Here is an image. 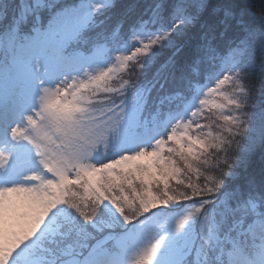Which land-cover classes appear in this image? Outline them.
Instances as JSON below:
<instances>
[{"label":"snow or ice","instance_id":"1","mask_svg":"<svg viewBox=\"0 0 264 264\" xmlns=\"http://www.w3.org/2000/svg\"><path fill=\"white\" fill-rule=\"evenodd\" d=\"M0 264H264V0H0Z\"/></svg>","mask_w":264,"mask_h":264},{"label":"trees","instance_id":"2","mask_svg":"<svg viewBox=\"0 0 264 264\" xmlns=\"http://www.w3.org/2000/svg\"><path fill=\"white\" fill-rule=\"evenodd\" d=\"M260 164V157L259 154L257 153L251 160L250 162V169L251 168H257Z\"/></svg>","mask_w":264,"mask_h":264}]
</instances>
